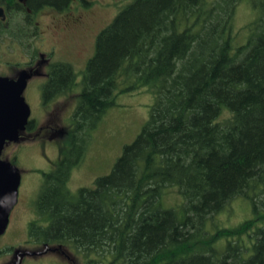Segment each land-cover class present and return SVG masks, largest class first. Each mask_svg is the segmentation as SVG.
Wrapping results in <instances>:
<instances>
[{
	"label": "trees",
	"instance_id": "16d2710c",
	"mask_svg": "<svg viewBox=\"0 0 264 264\" xmlns=\"http://www.w3.org/2000/svg\"><path fill=\"white\" fill-rule=\"evenodd\" d=\"M129 1L100 28L77 74L78 102L58 164L43 173L29 237L68 246L87 264H264V0ZM242 2L256 17L241 42L233 20ZM6 28L0 20V38L24 32ZM75 75L58 63L43 101L68 94ZM141 90L154 102L140 133L109 174L72 193L89 131L118 94ZM169 188L181 202L166 208ZM237 200L252 216L222 225Z\"/></svg>",
	"mask_w": 264,
	"mask_h": 264
},
{
	"label": "rangeland",
	"instance_id": "374dc122",
	"mask_svg": "<svg viewBox=\"0 0 264 264\" xmlns=\"http://www.w3.org/2000/svg\"><path fill=\"white\" fill-rule=\"evenodd\" d=\"M129 2L97 0L92 5L94 13L86 20V30L80 32H85L81 42L76 36L75 44L67 42L58 46V54L69 60L76 72V84L68 94L44 102L41 97L44 78L36 75L27 82L23 96L31 110L33 128L30 132H23L21 141L6 145L2 151L3 159L14 161L21 181L18 188L19 202L11 211L6 231L0 235V264H13L14 252L8 250L11 246L18 249L16 252L39 251L44 248L42 243L29 237L28 224L37 218L34 201L41 188L43 173L54 170L60 159L64 129L71 123V116L78 102V93L81 91L78 84L80 77L77 74L84 68L85 60L93 53L95 36L100 28L108 24ZM255 17L256 13L246 2L238 4L233 21L234 31L242 32L238 37L241 42L246 35L243 32L246 30L245 26ZM7 40L5 36L0 38V76L10 77V74L15 75L12 69L17 66L23 67L24 61L20 60L29 55L23 57L24 51L18 49L19 46L14 41H10L14 49L8 51ZM28 45L31 48L32 45L35 48L37 46L38 50L44 47L38 39L32 40V43L28 42ZM5 50L7 55L1 58ZM9 55L15 61L11 60ZM37 59L42 60L41 57ZM38 67L39 71H45V68ZM153 102L154 96L147 90L116 96L115 104L103 114L97 126L86 136L88 144L85 156L79 165L71 170L67 182V187L72 193L81 187H93L97 177L109 174L124 146L130 144L145 125ZM166 194L162 200L164 207L169 208L181 202V196L176 189L169 188ZM251 216L247 204L237 200L228 207V212L220 215V223L236 225ZM39 222L45 224L44 221ZM64 249L66 255L60 251L25 255L21 264H87L84 256L77 254L72 248L65 246Z\"/></svg>",
	"mask_w": 264,
	"mask_h": 264
},
{
	"label": "flooded vegetation",
	"instance_id": "af4514ba",
	"mask_svg": "<svg viewBox=\"0 0 264 264\" xmlns=\"http://www.w3.org/2000/svg\"><path fill=\"white\" fill-rule=\"evenodd\" d=\"M96 1L97 0H68L65 4H62L60 6H55L52 4H42L36 7L34 6L31 7L28 5L27 0H15V4H16V7H14L15 10L9 9L6 4H1L0 7L3 8L5 17L4 19L0 17V20L2 22L7 23V28L4 31H24L22 33L17 32V35L16 34L5 35V37L8 38L7 46H6V47L9 46V48H7L8 51L9 49H14V47H11V43H10V41H14L15 44L19 46L18 49L24 51L22 52L23 57L29 55L28 57H25L23 60H20V61H24L23 67L17 68L18 67L17 66L12 69L15 75L10 74V78H16L21 70H26L28 73L31 74V77L36 75L40 77L42 76L44 78V82H43L44 84L49 80L53 68L58 63L68 64L73 67V65L69 60L60 56L61 54H58L59 52L58 46L60 44L67 42H69L70 44L73 43L75 44L74 38L76 36L78 37L79 42H81V39L85 36L84 34L85 32L84 33H80V32L83 31V29L86 30L85 27L86 20L89 19L90 16H92V14L94 13L92 11L93 10L92 5ZM18 37L20 39H18ZM22 39L25 40L24 42L26 43L27 42L32 43V40L38 39L41 42L42 46L44 47H42V50H38L37 46L35 48V46L32 45L31 48L28 44L27 45L23 44L20 41ZM5 52H3L1 58L7 55V50H5ZM91 56H89L85 60L84 66L86 65L88 59ZM37 57H41L42 60H38ZM11 60L15 61L13 57H11ZM38 66H40L41 68H45V71L44 72L39 71ZM41 97H42V86H41ZM32 125H33L32 120H30L26 129L20 132V139L22 137L23 132L27 133L30 132V129L32 130L33 128L31 127ZM20 139L17 142H6L4 147L6 145L16 144L19 141H21ZM1 158L3 159L2 154H1ZM14 159L15 158H13V160ZM11 162L14 163V161ZM18 202H19V192H18L17 203ZM45 245L43 244V246ZM51 247L54 249L53 251H60L63 254H65L66 252L64 246L55 247V245H53ZM15 250L18 249H14L13 247L12 252H14V257L16 260V255L17 253H19V251L16 252ZM24 256L21 257V261Z\"/></svg>",
	"mask_w": 264,
	"mask_h": 264
},
{
	"label": "water",
	"instance_id": "95a60500",
	"mask_svg": "<svg viewBox=\"0 0 264 264\" xmlns=\"http://www.w3.org/2000/svg\"><path fill=\"white\" fill-rule=\"evenodd\" d=\"M0 17L4 19L3 8ZM31 74L21 70L16 78L0 76V235L8 226L12 209L18 201V188L21 176L17 166L9 160L1 158L6 142H17L20 132L29 123L30 107L23 93ZM54 249L45 245L39 251H19L14 264H21L24 255H42Z\"/></svg>",
	"mask_w": 264,
	"mask_h": 264
}]
</instances>
